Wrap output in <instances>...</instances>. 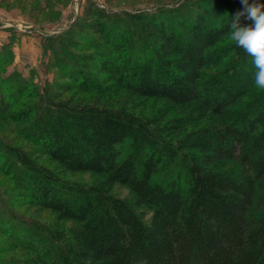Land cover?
<instances>
[{
	"label": "trees",
	"instance_id": "trees-1",
	"mask_svg": "<svg viewBox=\"0 0 264 264\" xmlns=\"http://www.w3.org/2000/svg\"><path fill=\"white\" fill-rule=\"evenodd\" d=\"M82 4L42 37L50 82L7 72L0 46V124L32 148L0 137V234L28 253L0 264H264V89L228 28L241 0Z\"/></svg>",
	"mask_w": 264,
	"mask_h": 264
},
{
	"label": "rangeland",
	"instance_id": "rangeland-1",
	"mask_svg": "<svg viewBox=\"0 0 264 264\" xmlns=\"http://www.w3.org/2000/svg\"><path fill=\"white\" fill-rule=\"evenodd\" d=\"M80 3V6L78 4ZM84 0H0V46L6 45L13 57L12 63L6 69L7 72L17 71L21 77L33 84L42 86L50 82L54 72L47 68L49 53L42 44V37L51 33L54 29L65 28L72 22L77 12H81ZM99 5L108 4L109 8L124 6L130 8L149 9L157 0H94ZM176 1V0H167ZM58 33V32H55ZM9 124H0V137L9 142L11 146H19L30 150L31 145L14 131ZM46 166L54 167L45 156L38 159ZM62 176L69 180L90 183L96 178L87 174H71L61 172ZM0 190L12 194L11 183L0 172ZM112 192L124 197L127 194L125 188L115 185ZM33 218L51 222L52 216L41 213L28 206L16 208ZM9 248L11 241L0 234V246ZM14 247V246H13ZM9 248L2 259L20 261L27 256L22 249Z\"/></svg>",
	"mask_w": 264,
	"mask_h": 264
},
{
	"label": "clouds",
	"instance_id": "clouds-1",
	"mask_svg": "<svg viewBox=\"0 0 264 264\" xmlns=\"http://www.w3.org/2000/svg\"><path fill=\"white\" fill-rule=\"evenodd\" d=\"M241 4L228 21L229 38L251 56L254 84L264 89V0H241Z\"/></svg>",
	"mask_w": 264,
	"mask_h": 264
},
{
	"label": "water",
	"instance_id": "water-1",
	"mask_svg": "<svg viewBox=\"0 0 264 264\" xmlns=\"http://www.w3.org/2000/svg\"><path fill=\"white\" fill-rule=\"evenodd\" d=\"M64 28L62 29H54L51 33H55V32H60L61 30H63Z\"/></svg>",
	"mask_w": 264,
	"mask_h": 264
}]
</instances>
